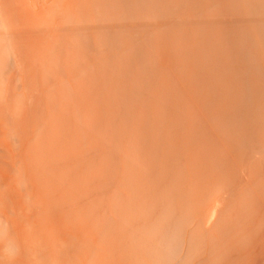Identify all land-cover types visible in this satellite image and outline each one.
Returning <instances> with one entry per match:
<instances>
[{
  "label": "bare ground",
  "instance_id": "1",
  "mask_svg": "<svg viewBox=\"0 0 264 264\" xmlns=\"http://www.w3.org/2000/svg\"><path fill=\"white\" fill-rule=\"evenodd\" d=\"M0 264H264V0H0Z\"/></svg>",
  "mask_w": 264,
  "mask_h": 264
}]
</instances>
